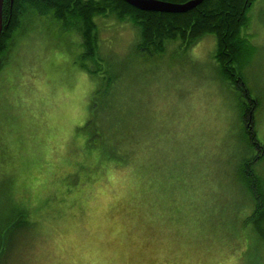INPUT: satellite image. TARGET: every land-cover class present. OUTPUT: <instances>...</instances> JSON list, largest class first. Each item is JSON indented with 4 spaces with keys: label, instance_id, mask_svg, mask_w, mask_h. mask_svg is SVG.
Listing matches in <instances>:
<instances>
[{
    "label": "clouds",
    "instance_id": "clouds-1",
    "mask_svg": "<svg viewBox=\"0 0 264 264\" xmlns=\"http://www.w3.org/2000/svg\"><path fill=\"white\" fill-rule=\"evenodd\" d=\"M10 2L0 121L18 118L23 97L38 131L0 145L15 157L0 161V264H89L93 242L86 227L68 231L59 192L78 174L72 211L90 214L113 170L144 222L122 261L107 238L103 264H264V162L241 121L264 105V0H248L228 63L212 32L193 55L180 37L147 42L127 18Z\"/></svg>",
    "mask_w": 264,
    "mask_h": 264
},
{
    "label": "trees",
    "instance_id": "trees-1",
    "mask_svg": "<svg viewBox=\"0 0 264 264\" xmlns=\"http://www.w3.org/2000/svg\"><path fill=\"white\" fill-rule=\"evenodd\" d=\"M185 2L187 0H168ZM61 14L75 5L86 19L100 14H112L117 18H127L139 28L147 42L155 43L164 38L180 37L186 48L197 43V37L206 32L215 33L221 57L225 63L230 61L237 28L242 23L248 0H204L197 7L184 13L146 11L138 9L125 0H56ZM10 0H4L3 30L0 36L7 40L16 26V13ZM94 25L90 26L89 31ZM93 39H98V33ZM260 102H250L241 114V121L247 134V141L256 150L254 163L263 162L264 143L259 141L256 129V114L263 109ZM86 130V126L85 129ZM259 211V210H257ZM264 220V215L261 216ZM259 226L260 221H256Z\"/></svg>",
    "mask_w": 264,
    "mask_h": 264
},
{
    "label": "rangeland",
    "instance_id": "rangeland-1",
    "mask_svg": "<svg viewBox=\"0 0 264 264\" xmlns=\"http://www.w3.org/2000/svg\"><path fill=\"white\" fill-rule=\"evenodd\" d=\"M195 46L196 44L186 48V51L194 55ZM19 99L21 107L18 109V118L7 123L0 121V145H3L5 141H9L20 142L26 147L33 136L37 134L38 130L33 123L35 117L30 112H26L27 103L24 98L19 97ZM256 123L257 136L259 141L264 143L261 131V127L264 125V107L257 112ZM65 133L67 134L68 130H65ZM45 142L52 141L48 138ZM14 159L15 157L10 151H0V161H14ZM260 162L262 161L260 160ZM79 181L78 174H70L58 196L66 209L62 218L66 219L69 224L68 231L74 234L86 227L89 240L93 242L86 248L89 264H92V261L103 264V260L106 258L105 242L108 237L115 235L116 238L110 243L114 249L120 251L119 259L122 261L124 250L137 243L132 239V235L139 230L140 225L144 222V217L139 214L137 208L128 198L117 191L124 183V177L116 170L109 173L108 184L112 186V190H108L105 186L99 187L96 199L101 202L102 206H93L90 214L87 215H77L76 212L72 211L76 205L77 196L74 187ZM101 236L104 237V240L99 239ZM129 260H131V257Z\"/></svg>",
    "mask_w": 264,
    "mask_h": 264
},
{
    "label": "water",
    "instance_id": "water-1",
    "mask_svg": "<svg viewBox=\"0 0 264 264\" xmlns=\"http://www.w3.org/2000/svg\"><path fill=\"white\" fill-rule=\"evenodd\" d=\"M130 5L146 11L184 13L198 5L204 0H187L185 2H173L168 0H125ZM3 5L4 0H0V35L3 30Z\"/></svg>",
    "mask_w": 264,
    "mask_h": 264
}]
</instances>
